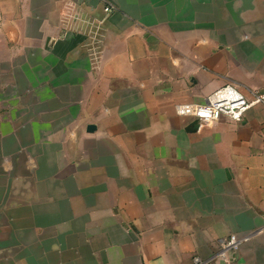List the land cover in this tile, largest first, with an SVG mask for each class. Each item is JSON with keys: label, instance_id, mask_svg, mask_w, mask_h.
<instances>
[{"label": "crops", "instance_id": "1", "mask_svg": "<svg viewBox=\"0 0 264 264\" xmlns=\"http://www.w3.org/2000/svg\"><path fill=\"white\" fill-rule=\"evenodd\" d=\"M228 83L264 97V0H0V264H264V102L177 112Z\"/></svg>", "mask_w": 264, "mask_h": 264}, {"label": "built area", "instance_id": "2", "mask_svg": "<svg viewBox=\"0 0 264 264\" xmlns=\"http://www.w3.org/2000/svg\"><path fill=\"white\" fill-rule=\"evenodd\" d=\"M116 9L113 3L105 5V12L111 13ZM264 102L262 95H255L253 101L247 97L232 83L216 89L205 96L202 101L177 106V112L188 115L192 120H197L199 127H211L226 117L235 122H242L247 110L254 103ZM243 243V238L231 234L222 239L218 249L210 257L195 256L193 264H231Z\"/></svg>", "mask_w": 264, "mask_h": 264}, {"label": "water", "instance_id": "3", "mask_svg": "<svg viewBox=\"0 0 264 264\" xmlns=\"http://www.w3.org/2000/svg\"><path fill=\"white\" fill-rule=\"evenodd\" d=\"M198 127H199V123L197 120L192 121L190 126H189V128H191V129H197ZM94 129H95L94 125H89V127H88L89 131H93Z\"/></svg>", "mask_w": 264, "mask_h": 264}]
</instances>
